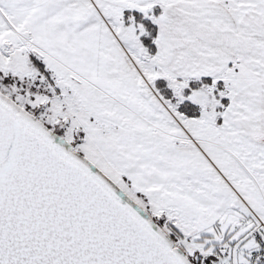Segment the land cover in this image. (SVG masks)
Listing matches in <instances>:
<instances>
[{
	"label": "snow or ice",
	"instance_id": "snow-or-ice-1",
	"mask_svg": "<svg viewBox=\"0 0 264 264\" xmlns=\"http://www.w3.org/2000/svg\"><path fill=\"white\" fill-rule=\"evenodd\" d=\"M0 264H264V0H0Z\"/></svg>",
	"mask_w": 264,
	"mask_h": 264
}]
</instances>
